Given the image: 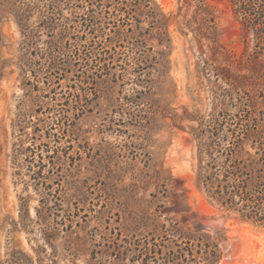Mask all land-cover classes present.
I'll list each match as a JSON object with an SVG mask.
<instances>
[{
  "label": "rangeland",
  "instance_id": "rangeland-1",
  "mask_svg": "<svg viewBox=\"0 0 264 264\" xmlns=\"http://www.w3.org/2000/svg\"><path fill=\"white\" fill-rule=\"evenodd\" d=\"M22 1L34 8L27 38L0 0V264H138L134 240L170 223L209 238L219 264L264 260V229L219 212L193 185L206 122L252 120L264 131V43L256 55L229 4L152 0L170 16L169 41L148 37L156 64L137 81L131 56L116 59L125 51L108 42L111 14L87 0Z\"/></svg>",
  "mask_w": 264,
  "mask_h": 264
},
{
  "label": "trees",
  "instance_id": "trees-1",
  "mask_svg": "<svg viewBox=\"0 0 264 264\" xmlns=\"http://www.w3.org/2000/svg\"><path fill=\"white\" fill-rule=\"evenodd\" d=\"M203 1L183 0V3L189 6L192 2ZM225 1L240 24L253 35L254 53L263 55L261 45L264 43V0ZM87 2L89 9L98 10L101 15L111 14L114 17L117 23L114 26L116 31L108 42L125 51L117 53L116 59L122 54L131 56L126 62L132 59L131 63L134 67L128 63L130 70L127 72L135 75L137 81H141L139 79L147 75L148 69H152V65L156 64V58L152 57V50L148 47L147 41L151 39L152 34L156 35L161 45L169 41L166 36L170 16L167 17L152 0H87ZM2 3L4 8L13 15L17 25L23 31V36L27 38L33 35L34 32L30 31L26 24L27 17L34 9L31 3L22 0H2ZM92 18L95 19L94 16ZM196 19L186 20L185 23L190 26L196 23ZM198 20L197 24L203 37L215 41L212 19L202 16ZM108 21L109 18L106 23L110 24ZM145 21L148 29L140 26ZM123 27L130 28V35H127ZM53 47L54 50L59 47L65 48L64 44L58 41L53 43ZM99 47L97 43L91 44L92 51ZM24 66L27 67L23 64L20 69L24 70ZM34 71L35 69H31L30 73L36 77ZM259 127L255 121L234 118H213L206 122L204 129L199 130L198 135L194 134L197 148L193 185L219 212L243 224L264 229V131ZM32 146L35 144H31ZM28 150V153H34V148L29 147ZM20 154V150L15 149L13 158L17 166L20 165V162H17ZM31 157L34 160V154ZM29 159L30 155H26L24 161ZM34 162L31 163L34 164ZM161 206L155 202L156 209ZM158 228L163 230L162 235L157 234L156 237L152 234L150 239L140 236L134 240L132 256L129 258L131 262L138 264L220 263L222 254L209 238L203 236L196 239L189 238L179 229L177 223H170L169 229L163 225H157Z\"/></svg>",
  "mask_w": 264,
  "mask_h": 264
},
{
  "label": "bare ground",
  "instance_id": "bare-ground-1",
  "mask_svg": "<svg viewBox=\"0 0 264 264\" xmlns=\"http://www.w3.org/2000/svg\"><path fill=\"white\" fill-rule=\"evenodd\" d=\"M263 234H264V233H263ZM246 244H247V243H246ZM261 258H262V257H261ZM256 262H257V264L260 263V262H263V264H264V260H261V259L258 260V261H256Z\"/></svg>",
  "mask_w": 264,
  "mask_h": 264
}]
</instances>
